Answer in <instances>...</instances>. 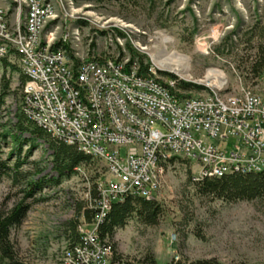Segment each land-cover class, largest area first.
Listing matches in <instances>:
<instances>
[{"label":"rangeland","instance_id":"1","mask_svg":"<svg viewBox=\"0 0 264 264\" xmlns=\"http://www.w3.org/2000/svg\"><path fill=\"white\" fill-rule=\"evenodd\" d=\"M13 2L0 0V9L9 12L12 18L17 14V3ZM54 3V17L47 21L43 33H52L59 39L68 31L78 30L81 36L78 51L82 54L90 50V56L117 55L122 51L130 55L134 50L156 64L153 56L165 46L160 40L169 37L166 47L188 57L189 74L167 72L207 86L208 72L217 70L229 80L230 89L243 84L264 94V77H257L252 70L258 49L264 45V0H55ZM230 35L232 39L225 43ZM8 60L16 68L0 62V93L4 78L10 80L11 86L10 94L0 104V135L15 132L23 98L20 59L11 54ZM188 93L199 96L207 90L194 88ZM23 136L30 139L24 142L20 156L25 176L15 185L10 177L2 178L0 209L9 211L19 202L31 204L22 223L11 230L18 264H62L64 250L74 241L69 234L70 223L78 216L80 225L87 224L88 231L94 230V225L79 216L78 209L83 202L90 204L91 189L106 175L107 165L104 159L94 158V162L82 165L60 184L49 185L28 197L24 191L27 179L57 174L49 144L29 132ZM32 143L36 147L29 152ZM236 143L231 139L229 149ZM5 145L4 157L12 150L13 139L8 138ZM126 153L127 148L121 147L122 158ZM15 159L17 156L12 162ZM197 170L192 163L183 161L172 165L166 173L167 183H163L157 195L163 206L160 222L147 225L137 218L130 219L109 239L116 251L132 262L151 255L160 264L182 258L264 264V198L226 201L202 195L193 181Z\"/></svg>","mask_w":264,"mask_h":264},{"label":"built area","instance_id":"2","mask_svg":"<svg viewBox=\"0 0 264 264\" xmlns=\"http://www.w3.org/2000/svg\"><path fill=\"white\" fill-rule=\"evenodd\" d=\"M13 1L16 17L0 9V58L14 50L20 59L26 77L22 112L55 139L107 165L96 182L99 197L90 199L89 207L99 210L89 223L94 230L79 226L82 241L64 250L62 264H132L116 259L98 226L127 195L157 200L177 162L198 168L195 183L264 172V94L243 84L230 89L224 78L220 85L207 83L206 94L191 95L179 87V77L151 62L145 71L125 53L82 54L78 30L59 39L43 33L55 0ZM59 40L71 45L78 62L65 49L52 48ZM231 139L237 143L229 149ZM121 147L127 148L124 158Z\"/></svg>","mask_w":264,"mask_h":264},{"label":"trees","instance_id":"3","mask_svg":"<svg viewBox=\"0 0 264 264\" xmlns=\"http://www.w3.org/2000/svg\"><path fill=\"white\" fill-rule=\"evenodd\" d=\"M105 32V31H103ZM229 39H232L230 35L225 40V43ZM253 36L250 37V40ZM95 44H93L94 46ZM55 49H65L68 56L75 59L76 62L79 60L74 56V51L69 43L63 42L62 40L57 41L53 47ZM261 48V49H260ZM131 58H138L141 64L142 70H148L150 61L146 63V56L134 52L132 50ZM11 54H15L12 50ZM123 55L124 52L122 51ZM16 55V54H15ZM18 56V55H17ZM94 55H91V57ZM101 58L102 56H96ZM0 62L4 65H11L16 68L8 60V56L0 58ZM252 70L254 74L259 77H264V45H261L258 49V59L252 64ZM171 77L176 75L167 72ZM26 77L22 76V85H24ZM179 87L185 91H191L192 89H204L203 85H199L193 82L180 80L178 83ZM11 86L10 80L3 79L2 91L0 93V104L4 103L5 98L10 94ZM15 132L9 133L6 131L0 135V182L3 177H10L13 180V184H18L19 180L25 176L22 171L24 161H21L20 156L23 151L24 142H29L30 139L24 138L23 134L29 132L35 138H41L45 140L50 148L52 149V161L53 169L56 172V176L41 177L39 179H27L26 194L28 197L35 196L36 192L41 191L43 188L49 185H58L63 179L69 178L78 172V167L82 165L90 164L94 162L93 157L80 150L77 147L68 145L58 139H55L43 128L39 127L33 121L27 118L22 110L17 113V122L15 124ZM13 139V148L8 156L4 157L5 147L8 142V138ZM30 150L36 147L35 143L30 144ZM30 153H28V156ZM17 156L14 162L13 158ZM27 178V177H26ZM199 193L207 195L212 198H219L226 201H239V200H254L264 198V172H252V173H235L225 175L223 177L206 178L202 181L197 182ZM99 197L97 191V183H94L91 189V198L95 200ZM31 208L30 203L19 202L9 211L0 209V264H18L15 258V248L11 241V230L13 227L18 226L22 223L27 212ZM79 216L82 215L86 222L92 223L99 210L89 207L87 203L83 202L79 205ZM163 213V206L158 200H149L145 197L138 195H127L122 200L113 203L107 216L98 226V235L102 241L106 239L109 241L114 236L116 229L124 227L128 221L132 218H137L141 222L147 225H157L160 222ZM78 216L69 225V234L74 239L70 244L74 245L82 241L81 234L79 232L80 223ZM112 245L116 255V259L119 260L123 256L120 255L114 244L109 241ZM132 264H160L153 256H147L143 261L139 259ZM167 264H228L221 262L217 258H206L198 260L188 259H173ZM231 264H244V263H231Z\"/></svg>","mask_w":264,"mask_h":264},{"label":"bare ground","instance_id":"4","mask_svg":"<svg viewBox=\"0 0 264 264\" xmlns=\"http://www.w3.org/2000/svg\"><path fill=\"white\" fill-rule=\"evenodd\" d=\"M160 42L165 45L163 47V49L160 50V53H158L157 55L153 56V59L156 63V65H158V67H160L163 70H168V71H172L175 72L177 74H184L187 75L189 74V59L188 57L184 56V55H180L178 53H176L175 51H169L168 48L166 47L167 43L170 42V38L169 37H162ZM216 76L217 78V83L216 79H214L212 76ZM209 80V84L212 83L211 85H220L222 83V80L224 79L222 77L221 72L217 71V70H211L208 72V79Z\"/></svg>","mask_w":264,"mask_h":264}]
</instances>
